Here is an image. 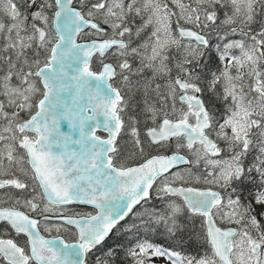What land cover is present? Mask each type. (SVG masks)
Here are the masks:
<instances>
[{
    "label": "snow or ice",
    "instance_id": "6c2138e0",
    "mask_svg": "<svg viewBox=\"0 0 264 264\" xmlns=\"http://www.w3.org/2000/svg\"><path fill=\"white\" fill-rule=\"evenodd\" d=\"M0 97L2 264H264V0H0Z\"/></svg>",
    "mask_w": 264,
    "mask_h": 264
},
{
    "label": "trees",
    "instance_id": "16d2710c",
    "mask_svg": "<svg viewBox=\"0 0 264 264\" xmlns=\"http://www.w3.org/2000/svg\"><path fill=\"white\" fill-rule=\"evenodd\" d=\"M254 27H256L254 25ZM97 62V60H96ZM95 60L93 61L92 63V67H97V64H96ZM139 99V98H138ZM148 126H151L150 122H149V125ZM141 138L142 139H146L144 137V126L141 125ZM128 136L126 135L125 132H122L121 134V138H120V141L121 143L123 144L126 140H128ZM152 155L153 154H156L155 151H153L151 153ZM143 161V158L142 157H136V158H132L128 161L129 163V166H133V165H136L140 162ZM193 186H196V185H193ZM198 187V186H196ZM166 200L167 198H164L163 200L162 199H159L156 197V194L153 192L152 193V197L151 199L148 201L147 204L144 205V208H149L151 209L152 207H155L156 209H163L164 206H165V203H166ZM140 211H143V208H141ZM199 219L197 220V224L199 225ZM220 226H222V224H220ZM141 237L144 238V239H147L148 241L154 243V244H157V245H160V246H163L165 248H173V250H176V251H180L184 254H192V255H196L198 253H202L203 252V247H201L200 245H195V246H186V247H178V246H175L173 245V243L171 241H169L163 234H162V230L160 232H153V233H149L147 232L146 230H141ZM132 237L130 236H122V235H118L116 234L115 230H114V233L113 235L111 236V238H109L106 242H105V247L103 248H107L109 245H112L114 243L117 242V240H119V242L121 244H127V242L129 240H131ZM99 253V252H98ZM101 254V253H100ZM99 254V255H100ZM89 261H90V258H89ZM121 261H122V264H131V259L130 258H127V257H124L123 255L121 256ZM90 264H95V262H91L90 261Z\"/></svg>",
    "mask_w": 264,
    "mask_h": 264
},
{
    "label": "flooded vegetation",
    "instance_id": "af4514ba",
    "mask_svg": "<svg viewBox=\"0 0 264 264\" xmlns=\"http://www.w3.org/2000/svg\"><path fill=\"white\" fill-rule=\"evenodd\" d=\"M171 6V5H170ZM221 15V14H220ZM173 27L175 28V24H173ZM185 27H191L190 25H185ZM254 27V26H253ZM234 39L235 38H239V37H233ZM86 39H88V37H86ZM213 39V42L215 43V40L214 38ZM172 55L174 56H179V53L176 52V50H172ZM215 58H216V55L215 53H212V59H211V62H209L207 59H205L204 61H202V63H207L208 66L212 69V70H217L218 68L221 67V64H220V61H215ZM96 62V61H95ZM97 64V62H96ZM98 68V64H97V67H95V69ZM173 75H175V72H173ZM155 155V154H153ZM256 155V152L255 151H252L248 157L246 158V163H250L254 156ZM71 210H78V211H81V212H84L85 210H89L90 212L93 211V209H90V208H86L84 206H77V205H71L69 206ZM23 210V209H21ZM141 210V206H137L135 211H140ZM80 212V213H81ZM73 214H76V213H72L71 211H68V212H65V215H73ZM82 214V213H81ZM123 223V222H122ZM224 225V224H223ZM119 227V226H118ZM224 228L226 227H235V225H224L223 226ZM45 236H48V233H43ZM52 235H56V233H52ZM62 236H64L66 239H70L69 237V234L67 232H62L61 233ZM113 234L110 235V238ZM0 238H5V239H8V238H11V239H14L16 240L18 243L20 244H23L24 243V239L25 237L23 236H20V237H17L15 235V233L11 230V228L9 226H7L6 224H0ZM106 245H103V246H100L98 249H94L93 250V253H89V258H90V261L91 262H95V256L96 255H99L101 253V250L103 249V247H105ZM99 252V253H98ZM0 264H2V262H0Z\"/></svg>",
    "mask_w": 264,
    "mask_h": 264
},
{
    "label": "rangeland",
    "instance_id": "374dc122",
    "mask_svg": "<svg viewBox=\"0 0 264 264\" xmlns=\"http://www.w3.org/2000/svg\"><path fill=\"white\" fill-rule=\"evenodd\" d=\"M230 11V10H229ZM221 15V18H223V11H221V13H220ZM5 20H6V18H5ZM7 22V21H6ZM212 38H214V40L216 41V37H215V35H213V37ZM83 39H86V37H84ZM236 39V38H235ZM213 53H215V52H213ZM215 55H216V53H215ZM215 61H218V58H217V55H216V58H215ZM0 99H3V97H0ZM9 111H11V109H8ZM23 115V114H22ZM196 186H198V187H204L203 185H196ZM71 212L72 213H80L81 211H78V210H71ZM86 212H90L89 210H85L84 212H81V213H86ZM224 225H226V224H224ZM223 224H222V226H224ZM151 264H170V262L169 261H167L166 260V258H163V257H160V258H153V260L151 261Z\"/></svg>",
    "mask_w": 264,
    "mask_h": 264
},
{
    "label": "water",
    "instance_id": "95a60500",
    "mask_svg": "<svg viewBox=\"0 0 264 264\" xmlns=\"http://www.w3.org/2000/svg\"><path fill=\"white\" fill-rule=\"evenodd\" d=\"M81 42H83V41H81ZM62 128H63V130L67 131V125H66V123L62 125ZM97 133H102V134H104L105 137H102V138H106V137H107V133L104 132V131H102V130H98ZM97 133H96V134H97ZM100 137H101V136H100ZM134 166H135V165H134ZM75 205H77V206H84V207H86V208H90V209H92L90 206H87V205H79V204H75ZM137 206H139V205H137Z\"/></svg>",
    "mask_w": 264,
    "mask_h": 264
}]
</instances>
